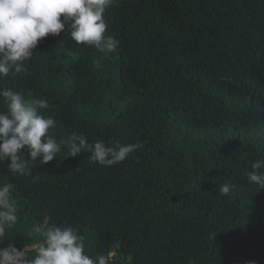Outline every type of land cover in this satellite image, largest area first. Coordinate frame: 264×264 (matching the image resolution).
Wrapping results in <instances>:
<instances>
[{
  "label": "trees",
  "instance_id": "trees-1",
  "mask_svg": "<svg viewBox=\"0 0 264 264\" xmlns=\"http://www.w3.org/2000/svg\"><path fill=\"white\" fill-rule=\"evenodd\" d=\"M105 20L114 52L66 30L0 89L46 100L58 142L141 147L110 167L67 148L23 176L0 163L18 215L0 247L35 243L49 215L115 264H264V188L247 178L264 161V0H120Z\"/></svg>",
  "mask_w": 264,
  "mask_h": 264
},
{
  "label": "clouds",
  "instance_id": "clouds-1",
  "mask_svg": "<svg viewBox=\"0 0 264 264\" xmlns=\"http://www.w3.org/2000/svg\"><path fill=\"white\" fill-rule=\"evenodd\" d=\"M119 4L120 0H0V79L25 71L24 63L32 58L38 44L66 30L75 45L114 52L119 41L106 35L105 13ZM0 98L7 108L0 111V163L7 162L13 175H27L30 162L53 161L62 148H67L63 158L88 152L92 162L110 167L141 147L139 142L122 144L118 140L107 145L103 140L89 143L86 136L76 133L58 142L52 134L56 121L44 115L49 107L46 100H26L8 88L0 89ZM247 178L257 189L264 188V161L253 162ZM230 192H235V185L219 186L220 195ZM13 193L12 183L0 184V243L12 238L6 232L18 220ZM28 235L36 242L24 244L22 249L11 243L0 247V264H109L105 255L85 254L83 235L72 226L58 225L49 215L33 224Z\"/></svg>",
  "mask_w": 264,
  "mask_h": 264
},
{
  "label": "water",
  "instance_id": "water-1",
  "mask_svg": "<svg viewBox=\"0 0 264 264\" xmlns=\"http://www.w3.org/2000/svg\"><path fill=\"white\" fill-rule=\"evenodd\" d=\"M116 257L115 255L111 256V259L109 260V264H115Z\"/></svg>",
  "mask_w": 264,
  "mask_h": 264
}]
</instances>
